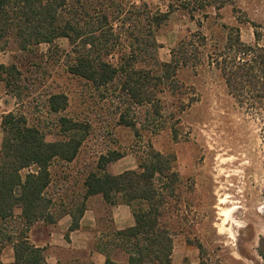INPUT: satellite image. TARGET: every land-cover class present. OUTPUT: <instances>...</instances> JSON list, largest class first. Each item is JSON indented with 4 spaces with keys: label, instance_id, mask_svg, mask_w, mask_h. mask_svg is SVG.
<instances>
[{
    "label": "trees",
    "instance_id": "16d2710c",
    "mask_svg": "<svg viewBox=\"0 0 264 264\" xmlns=\"http://www.w3.org/2000/svg\"><path fill=\"white\" fill-rule=\"evenodd\" d=\"M177 2L168 10H186L191 18L195 11L209 6L217 11L224 5L220 0ZM167 15L142 0H0V52L9 44L25 51L65 38L67 72L84 80L99 99L114 103L117 123L135 132L137 126H147L150 134L160 129L165 94L179 97L178 110L189 106L193 98H181L183 86L176 78L177 71L195 69L204 57L238 103L264 109V45H259L257 38L254 45L244 44L238 29L230 27L224 44L208 52L207 37L197 30L171 48L169 60L162 62L157 57L155 33ZM14 69L0 63V80L6 88ZM48 103L50 110L57 112L66 100L57 93ZM139 109H143L142 119ZM60 121V129L68 137L51 143L23 114L9 111L1 115L0 252L11 247L13 260H0V264L45 263L43 247L30 241L28 229L35 222L54 223L52 198L47 193L51 183L49 164L54 158L73 160L85 130L81 122L66 118ZM120 157L115 151L98 157L100 171L87 174L83 199L99 194L106 205L129 208L133 225L114 231L110 243L127 256L119 264H169L174 230L166 214L180 183L173 158L147 142L136 169L107 173L106 165ZM15 208L20 211L17 216L12 214ZM84 209L81 204L77 216L72 215L69 230L77 227V217ZM257 251L264 261V236ZM105 264L117 263L106 253Z\"/></svg>",
    "mask_w": 264,
    "mask_h": 264
},
{
    "label": "rangeland",
    "instance_id": "374dc122",
    "mask_svg": "<svg viewBox=\"0 0 264 264\" xmlns=\"http://www.w3.org/2000/svg\"><path fill=\"white\" fill-rule=\"evenodd\" d=\"M142 1L153 10L168 12L155 33L162 62L169 60L171 48L197 30L207 37L208 52L224 44L230 27L238 29L244 44L254 45L257 38L264 45V0H220L224 2L220 9L209 6L193 12V18L186 10H168L177 0ZM67 49V40L58 38L25 51L9 44L0 52V63L15 68L8 88L0 80V120L6 112L21 113L51 143L68 137L60 129L61 118L85 126L74 159L54 158L49 164L47 193L52 198L53 221L64 212L77 216L81 204L107 217L109 205L101 206L96 197L83 199L84 179L100 171L98 157L110 151L121 157L106 165L107 173L136 169L149 142L154 150L172 156L180 180L166 214L174 230L171 264H264L257 251L264 236V109L238 103L204 57L195 69L177 71L181 98H193L189 106L180 111L179 97L165 94L160 129L150 134L147 126H137L135 132L117 123L114 103L99 99L84 80L67 72ZM57 93L64 95L66 103L53 112L48 100ZM1 135L0 129V142ZM19 212L15 208L12 214ZM52 225H30V241L44 242ZM109 257H116V252H109Z\"/></svg>",
    "mask_w": 264,
    "mask_h": 264
},
{
    "label": "crops",
    "instance_id": "0c3cea01",
    "mask_svg": "<svg viewBox=\"0 0 264 264\" xmlns=\"http://www.w3.org/2000/svg\"><path fill=\"white\" fill-rule=\"evenodd\" d=\"M91 197L98 198L101 206H107L99 194L87 198ZM108 209V216L102 218L94 207L86 206L83 213L77 217V227L73 230H69L72 222L71 213L64 212L60 215L44 242L32 241L43 247L44 264H105L106 253L109 257V252H116V257H109L112 262L124 263L126 254L110 243L113 241L114 231L133 225V217L129 208L122 204L108 206ZM0 260L5 263L13 260L11 247L2 249Z\"/></svg>",
    "mask_w": 264,
    "mask_h": 264
},
{
    "label": "bare ground",
    "instance_id": "6f19581e",
    "mask_svg": "<svg viewBox=\"0 0 264 264\" xmlns=\"http://www.w3.org/2000/svg\"><path fill=\"white\" fill-rule=\"evenodd\" d=\"M230 212H231V210H230V209H228V210H226V211H224V212H223V214H224L225 218L229 217V215H230Z\"/></svg>",
    "mask_w": 264,
    "mask_h": 264
}]
</instances>
